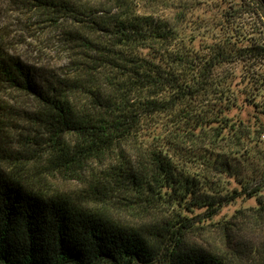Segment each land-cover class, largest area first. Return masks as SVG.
Here are the masks:
<instances>
[{"label":"trees","instance_id":"1","mask_svg":"<svg viewBox=\"0 0 264 264\" xmlns=\"http://www.w3.org/2000/svg\"><path fill=\"white\" fill-rule=\"evenodd\" d=\"M30 4L67 68L0 50V84L39 103L28 152L79 185L0 166V264H264V0ZM254 4L256 34L232 20ZM238 198L257 206L221 216Z\"/></svg>","mask_w":264,"mask_h":264},{"label":"rangeland","instance_id":"2","mask_svg":"<svg viewBox=\"0 0 264 264\" xmlns=\"http://www.w3.org/2000/svg\"><path fill=\"white\" fill-rule=\"evenodd\" d=\"M31 1L0 0V50L18 56L32 66H43L49 71L53 70L62 74L67 68V55L62 40L53 27L38 22L39 16L35 14L30 4ZM255 8H257L256 4H254V14L243 10L235 13L232 18L233 24L244 30L254 29V34H256L259 27V16ZM0 105L2 119L0 158H3L0 166L6 168L8 161L21 157L20 154H23V159L25 157L30 159L29 172L41 174L42 185L54 190L74 191L79 185L77 180H71L58 172L49 171L39 157L34 158L36 154L43 151V146L34 142V136H38V101L31 94L14 89L9 85L0 84ZM261 140H264V134L261 135ZM28 149L36 154L32 155L33 153L28 152ZM258 163L259 159H254V165ZM262 165L263 163L258 164V166ZM260 196L264 200V188ZM254 206H257L254 198H238L233 203L224 206L220 215L229 217L238 209L244 210ZM245 237L247 241L245 242L249 245L259 241L255 237L252 240L247 239L250 238L249 236ZM196 239L204 242L200 237Z\"/></svg>","mask_w":264,"mask_h":264}]
</instances>
